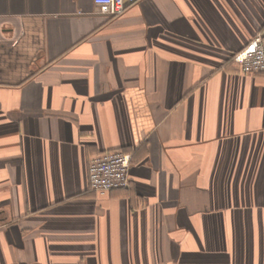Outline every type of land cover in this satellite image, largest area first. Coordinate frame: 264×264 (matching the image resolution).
I'll list each match as a JSON object with an SVG mask.
<instances>
[{"label":"crops","instance_id":"crops-1","mask_svg":"<svg viewBox=\"0 0 264 264\" xmlns=\"http://www.w3.org/2000/svg\"><path fill=\"white\" fill-rule=\"evenodd\" d=\"M257 32L264 0H0V264H264Z\"/></svg>","mask_w":264,"mask_h":264},{"label":"built area","instance_id":"built-area-1","mask_svg":"<svg viewBox=\"0 0 264 264\" xmlns=\"http://www.w3.org/2000/svg\"><path fill=\"white\" fill-rule=\"evenodd\" d=\"M136 0H92L97 11L106 16L119 14L126 5ZM242 73H264V36L255 33L242 49L233 54ZM130 157L122 150L113 149L92 157L87 165L89 187L102 195L128 185Z\"/></svg>","mask_w":264,"mask_h":264},{"label":"trees","instance_id":"trees-1","mask_svg":"<svg viewBox=\"0 0 264 264\" xmlns=\"http://www.w3.org/2000/svg\"><path fill=\"white\" fill-rule=\"evenodd\" d=\"M264 36V35H263ZM230 58L232 59L233 58V54L230 56ZM236 67H238V66H236Z\"/></svg>","mask_w":264,"mask_h":264}]
</instances>
